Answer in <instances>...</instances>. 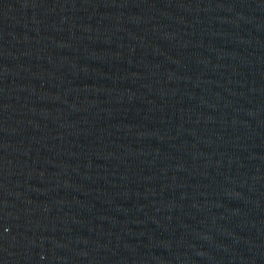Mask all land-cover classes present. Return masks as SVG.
<instances>
[{"label": "water", "instance_id": "95a60500", "mask_svg": "<svg viewBox=\"0 0 264 264\" xmlns=\"http://www.w3.org/2000/svg\"><path fill=\"white\" fill-rule=\"evenodd\" d=\"M0 264H233L196 0H0Z\"/></svg>", "mask_w": 264, "mask_h": 264}]
</instances>
